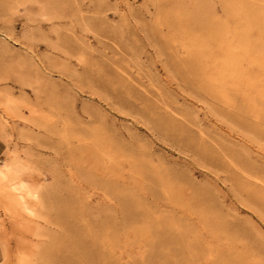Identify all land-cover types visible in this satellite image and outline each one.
Listing matches in <instances>:
<instances>
[{"label":"rangeland","instance_id":"rangeland-1","mask_svg":"<svg viewBox=\"0 0 264 264\" xmlns=\"http://www.w3.org/2000/svg\"><path fill=\"white\" fill-rule=\"evenodd\" d=\"M195 5L208 29L182 17ZM262 13L264 0H0V164L25 163L41 196L35 215L12 213L0 187V264L4 252L7 264H44L49 234H67L47 222L57 178L85 205L69 219L84 239L91 221L108 230L93 262L67 243L54 251L60 261L264 264ZM197 51L207 84L184 63ZM84 149L101 166L94 179L122 173V210L79 177L96 165Z\"/></svg>","mask_w":264,"mask_h":264},{"label":"bare ground","instance_id":"bare-ground-1","mask_svg":"<svg viewBox=\"0 0 264 264\" xmlns=\"http://www.w3.org/2000/svg\"><path fill=\"white\" fill-rule=\"evenodd\" d=\"M177 1V0H176ZM196 1V0H194ZM199 1V0H198ZM161 2V1H160ZM167 2V1H166ZM197 3V2H196ZM195 3V4H196ZM200 3V2H199ZM203 3V2H202ZM166 4V3H165ZM164 4V5H165ZM170 4V3H169ZM158 5V4H157ZM168 5V3L166 4ZM178 5V4H177ZM202 5V4H201ZM233 5V4H231ZM236 5V4H235ZM179 6V5H178ZM209 6V5H207ZM206 6V7H207ZM165 7V6H164ZM183 7V6H182ZM196 7V5H195ZM198 7V6H197ZM195 8L192 10L191 14L189 15L188 13H183L184 18H186L187 21H189V25L191 27L193 26H197L200 29H208V24L210 22V18L206 15V10L205 12H203L201 9L202 7L199 6V8ZM201 8V9H200ZM232 8V7H231ZM235 8V7H234ZM172 6L170 5V8H167L166 11V22L169 26H172V23L176 24L177 19L175 18V14H174V18L172 19V12L176 11L172 10ZM211 9V8H210ZM240 9V8H239ZM191 11V9H189ZM188 10V11H189ZM230 10V9H229ZM178 11V10H177ZM181 11V10H180ZM185 12V11H184ZM231 12V11H230ZM229 12V13H230ZM176 13V12H175ZM190 13V12H189ZM228 13V14H229ZM254 13V12H253ZM165 14V13H164ZM177 14V13H176ZM213 14V13H212ZM239 14V13H238ZM238 14L236 16H238ZM245 14V13H244ZM264 14V13H262ZM232 15V14H231ZM231 15L228 18H231ZM242 15V14H241ZM250 15H252L250 13ZM179 16V15H177ZM233 16V15H232ZM244 16V15H243ZM260 16V15H259ZM181 17V15H180ZM233 18V17H232ZM249 20H247L249 23L250 21L253 22H257L258 21V16L257 13L256 15H252L251 17H248ZM182 19V18H181ZM210 19V20H209ZM217 19V18H215ZM251 19V20H250ZM165 20V18H164ZM176 20V21H175ZM175 21V22H174ZM212 21V20H211ZM246 21V22H247ZM261 21V20H260ZM161 23V22H160ZM211 23V22H210ZM224 24V23H222ZM221 24V25H222ZM257 24V23H256ZM166 25V24H164ZM179 25V24H178ZM182 25H183V21H182ZM186 25V24H185ZM252 25V24H250ZM175 26V25H173ZM184 26V25H183ZM187 26V25H186ZM248 26V25H247ZM259 26V25H258ZM255 27V26H254ZM172 28V27H171ZM179 28V27H178ZM197 28V29H198ZM257 28V27H256ZM190 30V29H189ZM188 30V31H189ZM212 30V29H209ZM174 31V30H173ZM201 31V30H200ZM260 31V30H259ZM199 32V31H198ZM206 36H208V38H211L215 31L213 30L211 31H207ZM203 34V32H202ZM246 36V35H245ZM217 37V36H216ZM257 41V40H256ZM206 42V41H205ZM260 42V41H259ZM252 42H250V45ZM200 44V43H199ZM198 44V45H199ZM257 44V43H255ZM262 45H264V43H261ZM203 45V44H202ZM197 46V45H196ZM248 46V45H247ZM261 46L258 44V47ZM198 47V46H197ZM204 48V46H202ZM258 47H256L255 49H257ZM260 48V47H259ZM258 48V49H259ZM194 49V48H193ZM257 49V50H258ZM261 49V48H260ZM204 50V49H203ZM206 50V49H205ZM253 51V50H252ZM192 52V51H191ZM190 52V53H191ZM205 53V52H204ZM201 53V51H197L195 54H190V58L188 60H186L185 66L190 69L193 73V75H197L200 76V80L203 84H207L206 79L204 78L205 76V70L201 65V61L200 59L202 58L203 54ZM209 53V52H207ZM208 55V54H207ZM212 56V55H211ZM210 58V57H209ZM218 58V57H217ZM259 58V57H258ZM211 59V58H210ZM205 61V60H204ZM215 61V60H214ZM180 62V61H179ZM210 62V60H209ZM208 63V62H207ZM215 63V62H213ZM207 65V64H206ZM209 65V64H208ZM212 67V66H211ZM207 69V68H205ZM209 73V72H207ZM199 80V81H200ZM211 89V88H210ZM250 101V100H249ZM94 133V132H93ZM88 135V134H87ZM85 137V136H84ZM111 144V143H110ZM84 151H86V156L88 157V160H90L91 162L93 161V164L96 163V165H94V167L92 168L93 170V174L86 169L80 170L79 168V177H81V180L83 179L85 182L89 183V184H96L100 185V187H103V190H105V192H111L112 194H114L118 200L119 206H120V210H122L123 207V196L121 194V192L123 191V184L121 182V178L122 173H115L116 175V181L115 180H111L110 178H102L100 180H97L96 177L94 179V172L99 171L100 167L97 165V156H95L89 149H84ZM206 151V150H205ZM204 151V152H205ZM68 152V151H67ZM202 152V151H201ZM202 152V153H204ZM201 153V154H202ZM66 156L70 159H76L79 158V156L76 154L75 151H70L68 153H65ZM205 155V154H204ZM66 158V157H65ZM20 159V158H19ZM22 159V158H21ZM23 160V159H22ZM63 160V159H62ZM80 160V159H79ZM25 161V160H23ZM67 161V160H66ZM29 162V161H28ZM63 162V161H62ZM66 163V162H65ZM112 163V161L110 162ZM29 164V163H28ZM67 165V164H66ZM71 166V165H70ZM113 166L109 164V166L107 167L110 168L111 170ZM34 168V167H33ZM29 167L18 160H13V159H7L5 161H3L0 164V187H1V191L4 193V195L7 196L6 202H5V207L7 210H9V212H17L20 211V213H25V215H35V206L38 203V199L41 197L39 196L38 192H39V187L35 186L32 182H29L25 179V175L28 172ZM78 169V168H77ZM89 169V168H88ZM53 171V169H52ZM56 171V170H55ZM53 171V172H55ZM58 171V170H57ZM56 171V172H57ZM60 171V170H59ZM55 172V173H56ZM53 176V174H52ZM55 176V175H54ZM62 176V175H61ZM37 177V176H36ZM34 177V178H36ZM60 178V177H59ZM68 178V177H67ZM98 178V176H97ZM119 178V179H118ZM55 180V179H54ZM62 180V179H61ZM65 180V178H64ZM81 180L76 179V177L74 175L71 174L70 176V181L74 182V183H80ZM119 180V181H118ZM40 181V180H39ZM67 181V180H66ZM68 181V182H70ZM36 182V181H35ZM55 182V181H54ZM63 182V181H62ZM61 181L56 180L55 184L52 183V186L50 189H48V193L46 192L45 194L47 195V197H45L48 201L49 198V209L51 210L52 215L51 216V220H48L47 222L50 224H54L56 226H59L63 229L64 233L66 232V235H62L59 233H51L49 234V240L48 242L40 248V253H42V257H44V264H70L67 260H62L60 261L59 259L56 258L55 256V249L58 248V245H61L63 243H67L70 246L73 247H81L80 248V253L79 255L83 258H85V261L87 262H93V255H92V246L95 245L98 240H100L102 237H104L108 230L105 227V221L99 220V221H95L93 223V221H91L92 223L90 224H94L93 226H89V228L85 231L87 232V234L89 235L88 240L84 239V236H82V234H84V232L82 230H79L77 227V224L74 222H71L69 219H73V220H78L80 216L85 215L86 214V210L84 208V206L81 203H76L74 200V197L72 195H70V193H67L65 196L62 195V190H65V188L61 185L62 184ZM120 182V183H119ZM42 183V182H41ZM86 183V184H87ZM64 185V184H63ZM67 185V184H65ZM64 185V186H65ZM44 186V185H43ZM42 186V187H43ZM95 186V185H94ZM101 187V188H102ZM49 188V187H48ZM94 188V187H93ZM96 188V187H95ZM67 191H70V187L67 186ZM47 190V189H46ZM77 190H79L77 188ZM42 191V190H41ZM104 192V191H103ZM102 192V193H103ZM43 193V192H42ZM41 193V194H42ZM85 193V192H84ZM44 194V193H43ZM45 195V196H46ZM111 195V194H110ZM44 197V196H42ZM44 200V199H43ZM30 201H33V203L31 204ZM45 201V200H44ZM41 202V201H40ZM47 203V202H46ZM45 204V203H44ZM40 205V204H39ZM46 205V204H45ZM45 207V206H44ZM43 208V207H42ZM48 208V207H47ZM5 209V208H4ZM90 209V208H89ZM37 210V209H36ZM47 211V210H45ZM12 212V213H13ZM89 212V211H88ZM101 212V211H100ZM90 214V213H89ZM24 215V214H23ZM103 215V214H102ZM43 217V216H42ZM102 217V216H100ZM106 217V215H105ZM18 219V218H17ZM106 219V218H105ZM107 220V219H106ZM46 221V220H45ZM119 227L122 229L123 227V216L121 215L120 217V223H119ZM38 251V250H37ZM4 252V251H3ZM38 253V252H37ZM2 255V261L4 262V264H7L8 262V254L6 252H4ZM58 255V254H57ZM41 256V255H40ZM39 257V255H38ZM43 259V258H42ZM82 261V260H81ZM43 261H41L42 263ZM73 262V259H72Z\"/></svg>","mask_w":264,"mask_h":264},{"label":"crops","instance_id":"crops-1","mask_svg":"<svg viewBox=\"0 0 264 264\" xmlns=\"http://www.w3.org/2000/svg\"><path fill=\"white\" fill-rule=\"evenodd\" d=\"M5 149H6L5 141L0 137V159L5 152Z\"/></svg>","mask_w":264,"mask_h":264}]
</instances>
